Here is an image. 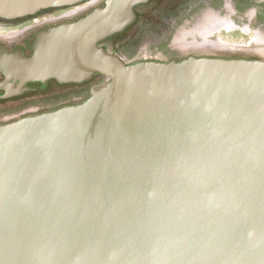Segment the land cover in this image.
I'll return each instance as SVG.
<instances>
[{"label":"water","instance_id":"obj_1","mask_svg":"<svg viewBox=\"0 0 264 264\" xmlns=\"http://www.w3.org/2000/svg\"><path fill=\"white\" fill-rule=\"evenodd\" d=\"M0 0V17L86 7L0 44V97L102 75L79 104L0 123V264H264V58L126 61L148 0Z\"/></svg>","mask_w":264,"mask_h":264},{"label":"flooded vegetation","instance_id":"obj_2","mask_svg":"<svg viewBox=\"0 0 264 264\" xmlns=\"http://www.w3.org/2000/svg\"><path fill=\"white\" fill-rule=\"evenodd\" d=\"M255 1L257 4L253 7L243 3H233L232 0H148L140 3L135 7L137 16L149 10L163 9L161 13L164 17L160 16L157 28L151 34L150 42L153 44L148 49L144 47L137 50L139 55L135 53V58H132L130 62L136 59V61L178 60L188 56L264 58V0ZM98 2L101 3L102 0ZM83 8L86 9V7ZM62 9L63 7H47L31 15L16 18L0 17V44L8 49L21 48L25 54H29L32 49L28 39L34 32L64 21L74 20L88 10L73 18H61L63 16L61 13L53 15L52 18L34 19L38 14L39 16L51 15L55 14L56 10ZM137 16L135 22L123 35L116 34L105 40V43L115 46L118 40L123 38L132 26H135ZM9 27H14L16 30L7 34L5 30ZM141 46H145V43L143 42ZM2 78L0 73V80ZM104 82L105 78L99 74L79 82H63L56 78L30 82L29 85L34 88L33 91L10 98L0 97V105L21 102V107H30L21 115L1 120L0 123L82 103L90 96L92 88H97ZM3 94L4 91L0 89V95ZM35 94L52 96L38 101L29 100Z\"/></svg>","mask_w":264,"mask_h":264},{"label":"rangeland","instance_id":"obj_3","mask_svg":"<svg viewBox=\"0 0 264 264\" xmlns=\"http://www.w3.org/2000/svg\"><path fill=\"white\" fill-rule=\"evenodd\" d=\"M232 2L233 3L236 2L238 4L243 3L246 5H250V7H253L254 5L257 4L255 0H232ZM87 9L88 8L84 9L83 7H79V6L77 7L68 6V7H63L62 10H56L55 14H51V15L42 14L40 16L38 14L36 17H34V19H38L39 17L40 18L41 17L52 18L53 15L55 16L56 14H61V13H63V16H61V18H73L75 16L80 15L81 13H83V11ZM162 10L163 9H161L160 11L149 10L147 13H143L137 16V22L135 26H132L127 31L126 35L123 36V38H121L120 40H118V43H117L118 45L117 44L115 46L109 45L110 48L117 51L126 61H129V62L130 60H132V58H135L134 54L135 53L137 54V50H140L141 48L143 49L144 47L148 49V47L151 44H153L152 42H150V39H152L151 34L153 30L157 28V25H158L157 22L160 16L162 15V18L164 17V14L161 13ZM70 12H73V13H70ZM14 30H16V28L9 27L5 31L7 34L8 33L11 34ZM143 42L145 43V46L142 47L141 45ZM253 42H251V44ZM162 60H169V59H162ZM50 96L52 95L48 94L47 96V94H35L29 100L38 101L41 99L50 98ZM20 104L21 102L9 103L7 105H0V121L9 119L10 117H13V116L21 115L23 112H25L27 109L30 108V107H21Z\"/></svg>","mask_w":264,"mask_h":264}]
</instances>
